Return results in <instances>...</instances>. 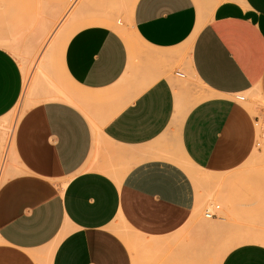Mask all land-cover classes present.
Returning a JSON list of instances; mask_svg holds the SVG:
<instances>
[{
  "label": "crops",
  "instance_id": "0c3cea01",
  "mask_svg": "<svg viewBox=\"0 0 264 264\" xmlns=\"http://www.w3.org/2000/svg\"><path fill=\"white\" fill-rule=\"evenodd\" d=\"M101 4L67 9L83 23L59 47L78 92L47 89L14 127L0 264H264L243 184L223 217L200 215L210 181L235 179L253 153L256 116L235 95L264 104V0H133L137 47ZM39 57L29 97L48 68L46 50ZM182 58L204 88L192 103L174 91ZM22 64L0 46V118L23 96ZM57 97L72 102L46 101Z\"/></svg>",
  "mask_w": 264,
  "mask_h": 264
},
{
  "label": "rangeland",
  "instance_id": "374dc122",
  "mask_svg": "<svg viewBox=\"0 0 264 264\" xmlns=\"http://www.w3.org/2000/svg\"><path fill=\"white\" fill-rule=\"evenodd\" d=\"M72 1L73 0H0V34L7 41L6 45L0 46L8 49L15 56L20 65L22 61L25 60L28 65L29 82L33 81L39 69V65L37 64H39L40 61V54L46 50L48 55V68L42 69L44 73L43 81L36 85L37 88L32 96L29 97V99H24V97L21 96L14 109L4 118H0V164L5 158L4 164L6 165V169L3 175L4 178L10 158L8 145L11 142L14 127L24 111L38 103L44 102L42 101L44 91L47 89L54 96L62 97L64 93H66L71 99L73 95L71 91L75 93L78 92L77 88L67 81L63 74L59 53V47L63 41L83 24L78 19L73 18L75 13L71 15L70 10L67 12ZM101 1H103V4H101L102 11L113 19L112 24L114 28H116L122 36H124V33L125 35L126 33L128 34L132 42L131 47L140 46L131 32L130 19L126 9V7L132 5L133 0ZM41 27H45L47 33L45 36L41 37V39H37L36 35L41 30ZM184 66L185 63L183 58L173 66V68L182 70L185 75L184 77H174L177 81L174 85V91L179 97H186L189 103H192L200 99V95L204 92V88L184 69ZM258 96L259 95L256 93L247 94V100L244 102L240 101L248 112L256 117H260L261 114H264V104L260 102ZM60 97L49 98L46 101L59 100L72 102V100L68 101L67 98L63 100ZM254 107L261 109L262 112L259 113L257 110H254ZM6 117L8 120H5ZM252 123L255 130V140L251 157L239 168L237 171L238 176L236 175L235 179L219 177L210 181V184L205 187L204 190L200 215L204 218L206 212L212 211L218 217H223L225 195L228 193L230 202L231 199L236 196H233V194L239 191V183L243 184L246 199L244 200L243 198V200L246 207H249V211L246 213V224L252 225L250 224L251 218L254 217V212L257 213L258 223H260V231L258 233L264 237V155L261 153L264 146V139L261 136L262 131L260 124L256 126L254 121H252ZM2 180L4 179L2 178ZM239 192L242 194L241 190ZM216 204L220 206L219 209L213 208ZM248 220L250 222H248ZM255 226L257 227V222H255L254 227Z\"/></svg>",
  "mask_w": 264,
  "mask_h": 264
},
{
  "label": "built area",
  "instance_id": "2783aa9c",
  "mask_svg": "<svg viewBox=\"0 0 264 264\" xmlns=\"http://www.w3.org/2000/svg\"><path fill=\"white\" fill-rule=\"evenodd\" d=\"M180 76H182V75H180ZM235 98L237 100H239V101H244L245 100V96L242 93H237L235 95ZM254 123H255L256 126H259V124H260V128H261V131H262L261 132V136L264 139V118L255 117ZM213 208L214 209H219V206L216 204ZM214 214L215 213H213L212 211L206 212L205 213V217L206 218H210V217L214 216Z\"/></svg>",
  "mask_w": 264,
  "mask_h": 264
},
{
  "label": "bare ground",
  "instance_id": "6f19581e",
  "mask_svg": "<svg viewBox=\"0 0 264 264\" xmlns=\"http://www.w3.org/2000/svg\"><path fill=\"white\" fill-rule=\"evenodd\" d=\"M22 66H23V70H24V75H25V79H26V87H25V89H24V93H23V96L22 97H24V99H29V96H30V92H29V87H28V82H27V76H28V67L26 66V65H24V64H22ZM29 101V100H28ZM8 120V118L6 117L5 118V120ZM4 120V121H5ZM263 150V152L262 153H264V146H263V148H262ZM3 163H4V161L0 164V172H1V170H2V167H3ZM227 250V249H226ZM225 252V251H224ZM223 254V253H222ZM224 255V254H223Z\"/></svg>",
  "mask_w": 264,
  "mask_h": 264
}]
</instances>
